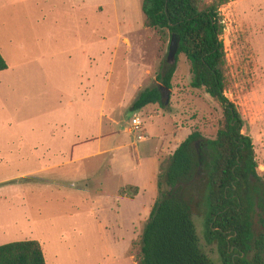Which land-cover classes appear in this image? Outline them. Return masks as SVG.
Masks as SVG:
<instances>
[{
	"label": "rangeland",
	"instance_id": "obj_1",
	"mask_svg": "<svg viewBox=\"0 0 264 264\" xmlns=\"http://www.w3.org/2000/svg\"><path fill=\"white\" fill-rule=\"evenodd\" d=\"M142 2L0 0V47L7 60L36 58L40 44L54 33L57 40L51 41V55L43 63L46 75L61 87V94L47 89L42 95L38 62L31 63L26 72L30 81L16 89L14 121L9 123L13 132L0 127V195L7 196L0 199V212H14L12 232L0 244L39 240L48 264H137L136 243L157 197L161 166L168 165V156L193 128L207 138L216 136L221 103L205 88L191 85V63L184 53L168 62L172 36L164 39L158 29L144 26ZM220 13L225 96L246 122L242 132L253 138L264 176V0H230ZM82 42L87 51H65ZM171 65L172 88L163 90L167 108L150 104L133 111L138 93L161 85L158 76ZM83 99L93 108L88 119L82 118ZM61 103V111H53ZM136 112L143 128L130 133ZM83 126L94 137L73 153L44 149L43 144L66 147L67 141L82 139ZM102 132L120 135L99 139ZM141 132L145 141L138 137ZM200 158L187 198L202 249L214 264H222L216 244L205 236L209 147ZM137 181L142 189L137 198L119 195L121 187ZM253 222L257 233L264 231L259 206Z\"/></svg>",
	"mask_w": 264,
	"mask_h": 264
},
{
	"label": "trees",
	"instance_id": "obj_2",
	"mask_svg": "<svg viewBox=\"0 0 264 264\" xmlns=\"http://www.w3.org/2000/svg\"><path fill=\"white\" fill-rule=\"evenodd\" d=\"M230 0H143L144 26L158 29L162 38L179 40L177 56L191 63L195 88H205L223 107L216 136L205 137L195 127L168 156L157 179V197L137 244V264H214L202 249L188 190L209 147L205 197V236L215 243L222 264H264V231L254 230L257 207L264 210V176L258 170L253 138L237 105L225 96L226 54L220 8ZM9 67L0 52V71ZM175 65L158 78L161 85L142 90L132 110L150 104L167 108L163 90L172 88ZM135 198L140 187L127 184L118 191ZM0 264H48L39 240L26 239L0 245Z\"/></svg>",
	"mask_w": 264,
	"mask_h": 264
},
{
	"label": "crops",
	"instance_id": "obj_3",
	"mask_svg": "<svg viewBox=\"0 0 264 264\" xmlns=\"http://www.w3.org/2000/svg\"><path fill=\"white\" fill-rule=\"evenodd\" d=\"M99 9H101V6L99 7ZM49 38H53L52 40L47 41L46 43L42 42L40 44V54L33 59H25L22 61H18L16 63L11 64L7 58L5 57L4 53H3V49L0 47V52L2 53V55L4 56V58L6 59V61L8 62L9 67L5 70L0 71V127L6 129L7 134L9 132H13L9 125L10 122L14 121V115H13V106H14V102H15V93H16V89H20V88H24L27 84L25 82H29L30 81V76H28V72L29 71V65L31 63H36L38 62V69H39V74H38V85L40 88V91L42 92V95L46 96L47 93H44L45 90L47 89H51L54 92L56 91L57 94H61V87H59L56 83H54V81L48 76L46 75L47 70L45 71V66L43 63V59L47 58L48 56H50V49H51V41H56L57 40V35L50 32L49 34ZM68 41V40H67ZM69 43H72V40L69 39ZM57 45V43H56ZM67 44H65L66 46ZM78 47H81L82 49H85L87 51V46L85 44H81V46H75V47H67L65 51L67 52H71L73 50H77ZM24 58H27L26 56ZM45 71V74H43ZM27 72V73H26ZM27 80V81H26ZM141 92V91H140ZM139 92V93H140ZM138 93V95H139ZM45 98V97H44ZM43 98V99H44ZM84 101V105L86 106V111L83 113V117L82 118H87L88 119V109H91L93 111V108L90 107L89 103L87 102L86 99H83ZM86 101V102H85ZM61 102V101H60ZM59 102V103H60ZM69 104L73 105L74 104V100L71 99V101L69 102ZM12 107V108H11ZM62 107V103L57 106H55V110L53 111H61ZM12 109V110H11ZM44 112V116L47 115V108H44L42 110ZM138 112H136L133 117L135 115H137ZM78 114H76L77 117ZM79 116V115H78ZM82 116V114H81ZM56 118H58V116H56ZM59 119V118H58ZM73 120H75L74 118H72ZM60 121H63L64 119H62V117L60 116ZM130 127L128 129V131L130 133H133L134 131H131ZM79 132V131H77ZM83 134H82V139L73 141L72 143H69V141H67V145L66 147L64 146H56L54 148V146H44V149L46 150L48 148L49 152H52V149H55V152H64L67 150H70L71 153H73L77 148L78 145H82L85 142H89L91 138L94 137V135L89 134L88 129L86 128V126H83ZM80 133V132H79ZM143 133V132H141ZM78 134V133H77ZM140 134V133H139ZM144 134V133H143ZM120 134L117 135H106L104 132L100 133V138L99 139H104L106 137H116ZM139 136V135H138ZM77 137H80V135L78 134ZM147 139L146 135L144 139H140L141 141H145ZM61 143H64L62 141H60ZM33 149H36L35 147H32ZM31 148V149H32ZM109 149H105L102 150L100 149V152L103 153L105 151H107ZM36 152V151H34ZM35 155L37 156L39 162L41 163V158L38 156V154L35 153ZM0 162H4V161H0ZM7 164L10 163L9 160L5 161ZM158 162V160H157ZM42 169H49L48 166H43ZM5 180H3L2 182H4ZM131 184V183H129ZM140 183L137 181L135 183H133V185H137L140 187V194H142V189L141 186L139 185ZM122 197V196H121ZM138 196H136L135 198H137ZM123 198H128V197H123ZM0 199H4L7 200V196L4 195H0ZM6 215V216H5ZM12 217V219H11ZM13 217H14V212L10 211L9 214H3L2 212H0V238H4V236H8L12 230L9 231L10 228L13 227L14 225V221H13ZM1 245V244H0Z\"/></svg>",
	"mask_w": 264,
	"mask_h": 264
},
{
	"label": "water",
	"instance_id": "obj_4",
	"mask_svg": "<svg viewBox=\"0 0 264 264\" xmlns=\"http://www.w3.org/2000/svg\"><path fill=\"white\" fill-rule=\"evenodd\" d=\"M179 43L180 42H179L178 38L176 37V35L173 34L171 44H170V48H169V56H168V62L169 63L175 62L176 56H177V53L179 50ZM208 95L211 96L210 93H208ZM163 97H164V93H163ZM164 101H165V99H164Z\"/></svg>",
	"mask_w": 264,
	"mask_h": 264
},
{
	"label": "built area",
	"instance_id": "obj_5",
	"mask_svg": "<svg viewBox=\"0 0 264 264\" xmlns=\"http://www.w3.org/2000/svg\"><path fill=\"white\" fill-rule=\"evenodd\" d=\"M132 124H133V127L131 128V131L142 130V128H143L142 127L143 126V120H142L141 116L135 115L133 117ZM138 137H139V139H144L145 138V134L140 133Z\"/></svg>",
	"mask_w": 264,
	"mask_h": 264
}]
</instances>
